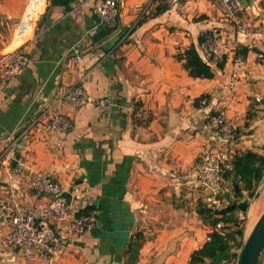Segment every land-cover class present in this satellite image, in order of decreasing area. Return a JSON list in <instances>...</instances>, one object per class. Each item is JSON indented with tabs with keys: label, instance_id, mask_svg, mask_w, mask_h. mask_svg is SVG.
Here are the masks:
<instances>
[{
	"label": "crops",
	"instance_id": "0c3cea01",
	"mask_svg": "<svg viewBox=\"0 0 264 264\" xmlns=\"http://www.w3.org/2000/svg\"><path fill=\"white\" fill-rule=\"evenodd\" d=\"M104 1L0 0V56L21 50L31 59L11 83L0 82V141L15 136L20 158L17 167L15 159L6 166L0 146V196L28 211L48 205L53 197H37L27 184L42 172L71 196L65 200L73 217L87 208L100 211L94 230L60 241L54 264H191L214 228L196 208L204 196L197 181L202 152L218 143L207 126L210 112L225 109L238 127L232 156L264 154V144L257 148L264 143V103L256 102L264 98V38L253 35L264 29V0H241L235 16L221 0H185L163 11L162 0H118L114 22H103L96 11ZM235 19L248 27L246 34ZM214 28L228 46L248 50L244 64L235 67L230 48L223 71L211 65L214 79L192 78L178 55L192 45L201 54L200 38ZM76 47L81 68L72 60ZM233 74L235 89L228 86ZM75 85L91 100L108 98L111 117L91 106L72 108L66 94ZM204 95L207 107L200 105ZM55 113L72 120V132L45 129ZM10 230L0 220V236ZM137 233L144 240L132 254ZM8 254L17 257L0 264H46Z\"/></svg>",
	"mask_w": 264,
	"mask_h": 264
},
{
	"label": "built area",
	"instance_id": "2783aa9c",
	"mask_svg": "<svg viewBox=\"0 0 264 264\" xmlns=\"http://www.w3.org/2000/svg\"><path fill=\"white\" fill-rule=\"evenodd\" d=\"M185 0H162L167 8H174ZM224 8L233 16L243 9L241 0H221ZM79 8L74 11L77 12ZM97 13L103 22H114L118 16V0H106L97 8ZM236 20V28L240 34H246L248 27ZM255 38H264V29H257L253 32ZM234 51L235 67L244 64L242 55L238 54L240 46H228V41L223 38L222 32L218 28L212 29L206 34L201 44V55L210 64L224 62L226 52ZM72 60L77 68L83 65V57L78 47L74 48ZM260 58H264L261 54ZM30 56L21 50H16L0 56V82L4 85L11 83L29 66ZM238 77L231 76L229 87L235 89ZM66 101L74 109L91 106L101 117L109 119L111 117L112 104L108 98L91 100L88 98L86 90L80 86H72L67 94ZM261 98H256V102H261ZM200 105L207 107L209 97L204 95L200 99ZM44 117H40L36 122ZM207 126L217 136V144L207 146L202 152V164L197 173L198 185L204 194L203 199L196 205L199 207L222 210L229 203L226 200V193L223 181L222 165L230 162L232 153L238 148L240 137L238 127L232 123L225 109H214L207 117ZM44 127L48 132L69 134L74 129L72 120L61 113L53 114L45 123ZM25 133V132H24ZM16 137L9 136L0 141V146L5 149L1 161L6 166H10L15 159ZM28 187L33 190L37 197H53V200L44 207L24 210L20 208L12 196H0V220H7L11 224V230L0 236V254L17 253L29 263L36 259L43 260L46 264H54L58 255V244L63 239H70L81 236L94 230L100 217V211L94 209L80 217H73L70 213V205L62 198L64 186L45 173L34 172L28 177ZM192 198V194H188ZM239 219L246 222L248 215L241 212ZM225 225L217 224L213 232L222 233ZM211 237L208 238V241ZM14 258L17 257L14 254Z\"/></svg>",
	"mask_w": 264,
	"mask_h": 264
},
{
	"label": "trees",
	"instance_id": "16d2710c",
	"mask_svg": "<svg viewBox=\"0 0 264 264\" xmlns=\"http://www.w3.org/2000/svg\"><path fill=\"white\" fill-rule=\"evenodd\" d=\"M164 7L161 11L168 9L166 6ZM204 39V36L200 38V44L203 43ZM247 51V49L240 48L238 54L245 56ZM178 59L184 61V67L190 77L207 80L215 78L214 69L194 45L179 54ZM217 68L223 71L225 62L217 64ZM222 168L224 183L230 184L232 189L234 184L237 183L241 188V192L245 191L250 198H254L264 180V154L261 155L252 151L239 152L232 156L230 168H227L226 165ZM94 209L87 208L77 216L80 217ZM198 211L204 218L211 219L214 227L219 223H223L225 228L222 233L213 232L210 235L211 240L192 254L191 264H208L216 260L219 253H230L237 263L239 254L233 252L234 248H236L234 243L238 238H241L242 242L238 247V250H241L245 238V228L240 226L242 224L240 219L234 212L226 216H216L208 208H203L202 206L199 207ZM232 226L236 228L233 231L230 230ZM143 240L144 236L142 233L135 234L130 242L129 252L132 254L138 253L142 247Z\"/></svg>",
	"mask_w": 264,
	"mask_h": 264
},
{
	"label": "water",
	"instance_id": "95a60500",
	"mask_svg": "<svg viewBox=\"0 0 264 264\" xmlns=\"http://www.w3.org/2000/svg\"><path fill=\"white\" fill-rule=\"evenodd\" d=\"M123 37V33L120 35V38ZM118 39L115 41L117 42ZM115 42L110 43L109 46H113ZM20 160L17 157L13 161V166L17 167L18 161ZM264 184V180H263ZM261 193L259 190L254 200H256ZM64 199H67L70 203L71 196L69 194H62L61 196ZM226 200L228 201L229 205L222 209V210H215L213 208H209L208 210L215 214L216 216H226L232 212L241 211L243 213H247L250 206V201L248 198L245 197L244 193L241 192L240 186L235 183L234 184V195L231 193H226L225 195ZM264 253V211L254 224L251 231L246 236L241 250L239 252L238 260L236 264H259L262 255ZM14 254H0V263L7 261V259H13ZM232 255L230 253H219L217 255V259L214 261L209 262L208 264H223L229 260H231Z\"/></svg>",
	"mask_w": 264,
	"mask_h": 264
},
{
	"label": "rangeland",
	"instance_id": "374dc122",
	"mask_svg": "<svg viewBox=\"0 0 264 264\" xmlns=\"http://www.w3.org/2000/svg\"><path fill=\"white\" fill-rule=\"evenodd\" d=\"M262 102L260 104L264 103V98L261 97ZM262 142H264V134L262 136ZM264 143H261V146L257 147L260 148L262 147ZM230 185V184H229ZM259 190H261V193L259 195V197L254 200V198H250L248 196V193L244 194L246 198L249 199V203H250V207L248 210V219L246 220V222L242 223L240 226L245 228V238L248 235V233L251 231V229L253 228L254 224L257 222V220L259 219V217L261 216V214L264 211V184L262 183L261 187L259 188ZM258 190V191H259ZM257 191V192H258ZM233 192V191H232ZM236 228L234 226L231 227V231L235 230ZM244 238V240H245ZM242 239L238 238L237 241L234 243L236 248H234L233 252L234 253H238L240 252V250H238L239 245L241 244ZM263 256V255H262ZM261 262V260H260ZM223 264H236V259L235 258H231V260L223 263Z\"/></svg>",
	"mask_w": 264,
	"mask_h": 264
}]
</instances>
